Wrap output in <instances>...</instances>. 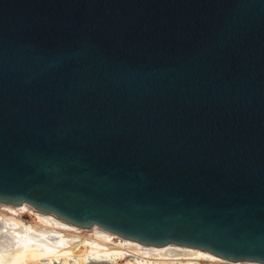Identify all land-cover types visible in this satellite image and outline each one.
I'll return each instance as SVG.
<instances>
[{"label":"water","instance_id":"95a60500","mask_svg":"<svg viewBox=\"0 0 264 264\" xmlns=\"http://www.w3.org/2000/svg\"><path fill=\"white\" fill-rule=\"evenodd\" d=\"M0 204L264 264V0H0Z\"/></svg>","mask_w":264,"mask_h":264},{"label":"bare ground","instance_id":"6f19581e","mask_svg":"<svg viewBox=\"0 0 264 264\" xmlns=\"http://www.w3.org/2000/svg\"><path fill=\"white\" fill-rule=\"evenodd\" d=\"M2 206L0 264H88L101 261L114 264H261L250 261L231 263L193 248L178 253L182 256H169L165 255L167 248L144 246L123 238L116 241L115 234L97 226L92 228L98 230H80L85 228L65 224L51 214L35 213L27 204ZM25 212L33 216L28 225L22 221ZM131 255L132 260L126 259Z\"/></svg>","mask_w":264,"mask_h":264},{"label":"rangeland","instance_id":"374dc122","mask_svg":"<svg viewBox=\"0 0 264 264\" xmlns=\"http://www.w3.org/2000/svg\"><path fill=\"white\" fill-rule=\"evenodd\" d=\"M0 209H3V206H2V204H0ZM33 210V209H32ZM35 210V209H34ZM33 210V212H35V213H38V214H41V215H46L47 216V214H44V213H39L38 211H34ZM49 216V215H48ZM22 221H23V223H25V224H29L31 221H33V216L31 215V214H29L28 212H25L24 214H23V217H22ZM64 223V222H63ZM65 224H67V223H65ZM77 228V227H76ZM93 229H96V230H98V228H91V229H80V230H93ZM100 230H102V229H100ZM104 232H106V231H104ZM119 239H122V238H119V237H117L116 235H115V240L117 241V240H119ZM124 240V239H123ZM129 241V240H128ZM132 242V241H131ZM158 248H167L166 249V251H165V255H169V256H176V255H180V254H178V253H183L182 252V250H185V249H189V248H184V247H179V246H174V245H168V246H165V247H158ZM180 256H182V255H180ZM126 259H129V260H132L133 259V256L131 255V256H128V257H126ZM222 260V259H221ZM118 262H120L119 260H117ZM225 261V260H224ZM228 262V261H227ZM232 263V262H231ZM52 264H63V263H52ZM88 264H114L113 262H111V261H101V262H90V263H88ZM204 264H209L208 262H205ZM214 264H222V263H214Z\"/></svg>","mask_w":264,"mask_h":264}]
</instances>
